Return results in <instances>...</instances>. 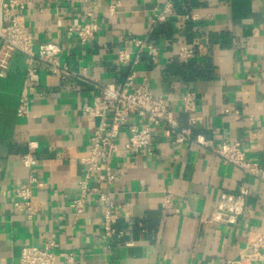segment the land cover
<instances>
[{
    "label": "crops",
    "instance_id": "1",
    "mask_svg": "<svg viewBox=\"0 0 264 264\" xmlns=\"http://www.w3.org/2000/svg\"><path fill=\"white\" fill-rule=\"evenodd\" d=\"M23 1L20 15L34 46L56 43L63 70L50 73L35 64L38 81L28 86L26 117L16 115L26 77L24 55L14 52L0 78V264H17L23 246H40L50 235L57 242L54 264H64L61 252H72L75 264H229L247 252L264 232V181L224 164L210 148L224 139L239 141L248 158L264 165V0H197L181 14L173 12L172 2V12L156 24H166L169 37H149L159 47L155 63L146 54L132 62V39L145 37L169 0ZM88 12L99 29L81 44L66 30L85 21ZM188 13L198 19L185 18ZM196 36L208 42L196 47L193 67L204 71L191 79L176 55L179 43ZM120 50L131 60L119 62ZM131 72L136 81L147 79L167 115L178 128L188 127L193 140L177 145L161 124L153 128L151 153L142 149L132 156L122 151L128 126L121 130L120 150L112 159L114 182H89L107 190L120 208L110 237L94 197L77 217L69 206L99 122L83 116L81 107L96 95L95 82L120 86ZM188 93L198 119L192 126L182 110ZM129 121L141 123L135 116ZM197 136L208 146L196 142ZM25 152L36 158L33 174L42 183L32 188L30 213L14 205L23 200L15 188L28 181L29 171L20 163ZM240 186L249 193L234 222L206 219L220 192Z\"/></svg>",
    "mask_w": 264,
    "mask_h": 264
},
{
    "label": "built area",
    "instance_id": "2",
    "mask_svg": "<svg viewBox=\"0 0 264 264\" xmlns=\"http://www.w3.org/2000/svg\"><path fill=\"white\" fill-rule=\"evenodd\" d=\"M172 1L164 6L161 13L152 21L149 32L143 38L132 39L134 59L137 62L142 54H146L152 62H157L159 47L149 40L152 29L163 20V14L172 12ZM25 8L23 0H0V78L5 76L10 59L14 52L24 55L26 62V77L22 90L18 96L16 115L26 117L29 112L28 86L38 81L35 64H40L50 73L63 70L58 61L59 48L53 42H41L34 46L32 36L25 30L20 11ZM185 18L197 20L195 13L185 14ZM99 29L97 19L91 12L87 13V19L81 23L70 25L67 34L73 35L81 44L92 40ZM205 36H196L191 43H179L176 59L187 62L194 54V48L207 44ZM117 60L126 63L131 60L125 50H120ZM96 95L88 103L81 107L83 116L99 122L89 136L87 153L83 157L84 175L78 182V192L70 201L69 206L77 217L83 212V208L92 197L101 206V226L105 236H114L116 230L114 224L120 218V208L110 193L100 191L99 188L89 184L90 179L106 186L115 180L112 171V159L120 150L119 143L122 138L121 130L127 127V134L123 138L122 151L135 156L142 149L150 152V144L153 138V128L161 124L165 125V135L173 138L177 145H183L193 140L191 130L188 127L178 128L175 121L167 115V108L160 97L154 96L146 78L135 80L134 72H131L120 86L113 84L94 83ZM182 110L187 114L188 125H196L195 99L188 93L182 100ZM135 116L141 123H130V117ZM196 142L207 147V142L200 136L194 138ZM32 143L29 147L32 148ZM211 152L218 156L224 164L239 168L246 176H252L264 181V165L256 160L248 158L241 142L224 139L210 148ZM36 158L31 152H25L20 157V163L29 171L28 181L23 188L16 187L15 193L23 200L15 202V207L25 208L31 212L30 198L33 187H40L42 183L33 174ZM249 189L240 186L234 192H220L214 214L206 217L213 222L232 223L236 217L243 213L245 200ZM168 200H165V203ZM57 242L54 235L47 236L40 246L25 245L20 249L17 264H54ZM64 264H75L72 252L59 254ZM258 262L264 264V232L253 240L247 252L229 264H252Z\"/></svg>",
    "mask_w": 264,
    "mask_h": 264
},
{
    "label": "trees",
    "instance_id": "3",
    "mask_svg": "<svg viewBox=\"0 0 264 264\" xmlns=\"http://www.w3.org/2000/svg\"><path fill=\"white\" fill-rule=\"evenodd\" d=\"M173 12L177 13V14H181L184 13L186 11H190L193 7H196L198 5V1L197 0H173ZM201 2V1H200ZM166 24H158L156 25V27L153 29V31L150 34V40L156 39L158 36H166L169 37V32L168 34H166L165 28ZM190 33L193 35L194 32ZM195 54L194 56L189 59L187 62L182 63V64H186V66L189 68V78L194 79L197 76H200L201 74H203L204 70H199L197 68H194L193 66L195 65V63L197 62L195 59L197 58V52H196V47L194 48ZM193 67V68H192Z\"/></svg>",
    "mask_w": 264,
    "mask_h": 264
}]
</instances>
